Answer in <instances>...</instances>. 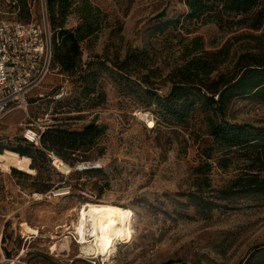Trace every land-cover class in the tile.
<instances>
[{"label": "rangeland", "instance_id": "rangeland-1", "mask_svg": "<svg viewBox=\"0 0 264 264\" xmlns=\"http://www.w3.org/2000/svg\"><path fill=\"white\" fill-rule=\"evenodd\" d=\"M94 1L103 9L102 27L85 40L82 64L86 69L89 61L104 63L95 92H83L79 72L70 75L53 64L29 93L28 110L17 109L0 121L2 151L31 146L35 157H25L30 165L34 162V173L15 172L17 167L0 163V232L4 230L0 264H164L170 260L173 264H247L264 243V196L215 199V187L242 173L246 164L235 161L228 168L218 164L222 152L215 150L201 110L185 122H157L159 109L146 102V87L139 77L153 82L163 95L189 59L200 56L215 64V51L223 48L227 52L220 54L219 69L232 70L242 53L255 51V40L249 35L264 34V28L256 31L235 21L221 26L185 18L189 7L182 0ZM261 1L259 8L264 7ZM43 7V0H32L30 14L23 18L12 0H0V17L40 20ZM244 16L233 14L229 19ZM174 18H180L179 23L153 29L159 21ZM79 22V15L72 13L66 26ZM195 37L201 38V48L187 55L185 46ZM136 49L146 50L139 62L145 66H133L126 76L116 64ZM61 92L64 95L58 96ZM140 112L155 119L154 127ZM228 116L234 122L263 126L264 99L239 97ZM46 119L69 130L93 122L102 129L92 144L75 152L63 150L66 157L55 152L74 168L70 173L56 167L49 149L22 139L29 123L45 125ZM192 128L197 132L194 136ZM38 149H44L46 157ZM86 161L99 162L100 167L75 168ZM60 190L69 192L59 194ZM215 201L218 205L210 203ZM86 202L115 204L130 211L131 237H118L108 258L96 256L93 243L75 239L74 223ZM24 221L38 228L40 235L25 233ZM66 237L70 242L57 250L55 243Z\"/></svg>", "mask_w": 264, "mask_h": 264}, {"label": "trees", "instance_id": "trees-1", "mask_svg": "<svg viewBox=\"0 0 264 264\" xmlns=\"http://www.w3.org/2000/svg\"><path fill=\"white\" fill-rule=\"evenodd\" d=\"M12 1L16 7L20 8L21 17L29 16L32 0ZM182 1L189 7V12L185 15L188 19L200 18L206 21H216L221 26L235 21V24L245 25L256 31L264 28V7L259 8L261 0ZM43 2L47 8V17L52 32V66L57 64L62 72L70 75L79 72L83 92L92 94L96 90L100 69L104 63L89 61L86 63L87 68H83V44L86 39L101 29L102 7L94 0H43ZM72 13L79 15L80 22L76 26L67 27L68 17ZM233 14L245 16L230 20L229 17ZM179 21L180 18L159 21L153 29L162 30ZM249 36L255 40L253 46L255 51L242 53L232 70L219 69L222 61L220 54L227 52V49L223 48L215 51V64L212 60L200 56L189 59L186 64L178 68L173 76L170 90L163 95L157 92V87L153 82L139 77L146 87L144 90L147 97L146 102L155 104L159 109L161 116L156 118L157 122L164 123L167 120L185 122L192 113L201 110L206 115L207 134L212 138L213 144L215 143V150L222 152L217 160L218 164L223 168L230 167L235 161H243L246 164L242 173L215 187V199L217 200H230L247 195L264 196V125L238 123L228 116L231 104L239 97L264 99V34H250ZM200 40V37H195L189 46H185L187 55L201 48ZM145 52V49H136L133 53L128 52L125 59L116 64V67L128 76L133 66H145L139 63L141 62L140 56ZM130 58H133L132 63L129 62ZM101 133L102 129L94 122L80 130L48 127L42 134V146L44 149L53 150L66 157L63 150L78 151L92 144ZM196 133V129L192 128L191 135L194 136ZM22 139L25 140L23 137ZM10 149L19 152L24 158L26 156H30L31 159L35 158L31 146H18ZM44 149H38V152L46 157ZM208 151L207 157H211V151ZM31 166L35 168L34 162ZM13 171L24 173L17 168ZM210 203L218 205L217 201ZM173 263L174 261L170 260L164 264ZM247 264H264V243L251 254Z\"/></svg>", "mask_w": 264, "mask_h": 264}, {"label": "built area", "instance_id": "built-area-1", "mask_svg": "<svg viewBox=\"0 0 264 264\" xmlns=\"http://www.w3.org/2000/svg\"><path fill=\"white\" fill-rule=\"evenodd\" d=\"M52 59V32L46 6L43 7L41 20L22 21L0 17V121L13 110H28V95L50 73ZM64 93L61 92L58 96ZM48 127L60 126L51 119H46L45 125L37 126L29 123L23 132V138L37 146H42V134ZM149 127L152 128L154 125ZM47 152L54 161L55 151L47 150ZM83 163L84 168L78 165V169L100 167V163L96 161ZM3 236L4 230L0 232L1 247ZM75 239L77 240L76 237Z\"/></svg>", "mask_w": 264, "mask_h": 264}, {"label": "bare ground", "instance_id": "bare-ground-1", "mask_svg": "<svg viewBox=\"0 0 264 264\" xmlns=\"http://www.w3.org/2000/svg\"><path fill=\"white\" fill-rule=\"evenodd\" d=\"M140 114L144 119L148 117L146 121L150 126L155 124V119L150 114L148 115V112H140ZM54 158V164L58 169L66 173H70V170L74 169L68 166L58 155ZM0 163L6 167L15 166L29 173L35 172L30 163L19 152L12 149L6 148L2 152L0 151ZM79 166L84 168V165ZM63 192L65 191H61L59 194ZM130 216L128 209L115 204L86 202L79 209L77 220L74 223L76 241H79L80 244L93 243L96 247V256L108 258L116 249L115 241L118 237L122 239L131 237L132 229L128 223ZM21 225L25 233L39 234V229L31 226L27 221L22 222ZM64 242L69 243V237L55 243V248L61 250ZM24 252L25 250L22 253Z\"/></svg>", "mask_w": 264, "mask_h": 264}, {"label": "crops", "instance_id": "crops-1", "mask_svg": "<svg viewBox=\"0 0 264 264\" xmlns=\"http://www.w3.org/2000/svg\"><path fill=\"white\" fill-rule=\"evenodd\" d=\"M16 110H17V109H16ZM13 111H15V110H13ZM13 111H12V112H13ZM9 114H10V113H9ZM0 252H1V253L3 252V251H2V247H1V246H0Z\"/></svg>", "mask_w": 264, "mask_h": 264}]
</instances>
